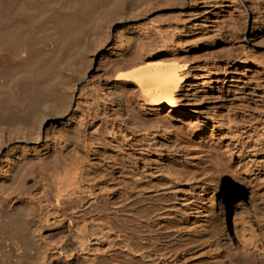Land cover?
Returning <instances> with one entry per match:
<instances>
[{"label": "bare ground", "instance_id": "1", "mask_svg": "<svg viewBox=\"0 0 264 264\" xmlns=\"http://www.w3.org/2000/svg\"><path fill=\"white\" fill-rule=\"evenodd\" d=\"M155 5L153 0H0V64L18 70L8 81L7 89L0 91V120L37 119L43 104L40 99L63 100L76 80L87 78V74L75 71L87 65L90 36L103 35L108 23L118 17L130 20ZM258 9L264 17V8L258 5ZM119 52L126 62L116 80L137 86L144 101L139 103L141 107H148V113L156 112L157 123L171 124V118L176 119L174 113L181 110L183 93L191 95L196 85L190 80V68L175 57L156 60L146 49L132 50L121 44ZM116 54L115 50L110 53ZM97 96L100 94L94 89L93 99ZM35 98L39 100L36 103ZM25 102H33L28 111H12L11 104ZM92 108L86 126L97 122V115L90 112ZM246 122H251L252 129L242 130L237 120L235 126L225 123L226 129L220 136L215 135V125L176 127L175 139L189 147L191 159L169 160L163 173L142 166L128 152L122 162L127 183L121 202L113 200V193L107 189L108 194L91 190L90 200L83 205L98 220L107 218L110 227L119 228L123 235L120 248L105 247L98 233L86 231L77 236L78 249L53 245L43 234L38 236L21 225L25 236L21 245L23 257L36 261L31 264H55L59 255L69 264L80 257L87 264H182V256L195 259L201 254L191 264H264V246L260 244L264 242V185L260 177L264 164L258 161L264 156V122L255 118ZM138 124L140 130L145 127L144 120ZM132 129L129 132L136 134ZM96 134L97 131L92 132L86 139L88 147L95 145ZM142 136L148 144L137 138L140 148L153 146L151 141L156 137L149 130ZM126 139L128 146L134 144L130 134ZM30 153L39 152L27 148L17 160L8 163V169L0 172L4 177L1 184H6L12 163H30L41 158H29ZM61 168L56 204L49 198L44 208L54 207L58 216L55 221L65 222L86 212L77 211L73 204L69 212L64 206L72 203L84 182V162L77 154ZM172 183L181 188L190 183L199 186V202L180 205V191L170 190ZM4 200L11 202L12 194H6ZM1 207L0 200V212ZM8 215L21 220L16 214ZM39 217L41 222L48 221L43 215Z\"/></svg>", "mask_w": 264, "mask_h": 264}, {"label": "rangeland", "instance_id": "2", "mask_svg": "<svg viewBox=\"0 0 264 264\" xmlns=\"http://www.w3.org/2000/svg\"><path fill=\"white\" fill-rule=\"evenodd\" d=\"M153 2L156 3L153 9L134 15L130 20L118 17L108 23L103 35L90 36L87 65L75 71L76 74H87V78L76 80L74 88L63 100L44 98L39 101L35 98L34 103H43L37 119L10 117L0 120V172L6 171L8 163L17 160L27 148L39 152L36 155L30 153L29 158L41 157L30 163H12L6 184H1L4 177L0 174V264L36 263L23 257L21 245L25 236L21 225L38 236L43 234L53 245L78 249L77 236L86 231L98 233L103 246L120 248L123 235L119 228L110 227L107 218L98 220L87 210V205H83L90 200L91 190L97 194L110 191L113 193L111 198L121 202L127 183L122 162L128 152L142 166L163 173L169 160L191 159L189 147L175 139L176 127L215 125L218 126L215 135L220 136L226 129L225 123L229 127L235 126L238 120L242 130L247 131L252 129L247 120L255 118L264 122V17L258 9V5L264 8V0ZM121 44L132 50L146 49L156 60L175 57L190 68V80L196 85L191 95H184L186 91L183 93L181 110L174 113L176 119L171 118L170 126L157 123L156 112L148 113V107H141L139 103L144 101L140 99L137 86L116 80L126 62L119 52ZM113 50L117 51L116 55H110ZM16 73L18 70L0 64V91L7 89L8 81ZM94 89L100 96L93 99ZM33 102L13 103L11 109L21 114L28 111V105ZM90 106L93 107L90 112L97 115V122L86 126ZM140 120L145 121L142 130L138 124ZM130 127L136 134L129 132ZM111 129L112 133L109 132ZM148 130L156 139L151 141L153 146H142L145 151L141 154L142 147L136 139L148 144L142 139V134ZM95 131L93 142L97 146L88 147L86 139ZM129 134L134 139L132 146L126 144ZM77 154L84 162V182L72 203L64 206L69 212H72V204L77 211L86 212L72 221L58 222L55 221L57 210L54 207L46 210L44 206L49 198L56 204L61 167ZM258 161L264 164V156ZM260 177L264 185V172ZM181 187L170 184V190L180 191V205L199 202V186L190 183ZM158 188L162 187L153 189ZM8 193L12 194L11 202L4 200ZM203 196L208 197L206 193ZM8 213L20 216L21 220H13ZM40 215L48 221L41 222ZM260 244L264 246V242ZM201 257V254L195 259L182 256L181 263L191 264ZM55 258V264H69L63 256ZM72 264L87 262L80 257Z\"/></svg>", "mask_w": 264, "mask_h": 264}]
</instances>
